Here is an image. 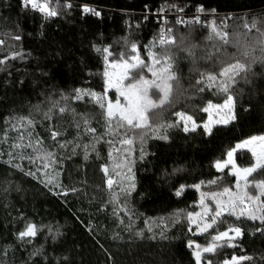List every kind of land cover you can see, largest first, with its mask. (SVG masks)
<instances>
[{"label":"trees","instance_id":"1","mask_svg":"<svg viewBox=\"0 0 264 264\" xmlns=\"http://www.w3.org/2000/svg\"><path fill=\"white\" fill-rule=\"evenodd\" d=\"M73 1L102 7L100 17L83 13L78 5L68 8L65 3H58L55 7L58 15L46 18L37 10L24 7L19 0H0V40L3 41L0 60L5 61L0 65V153L3 154L0 156V264H56V258L62 257L68 260H61V264H195L188 241L206 246L213 235L230 226H240L243 231V236L233 241L235 247L221 242L223 246L215 254L205 257L213 264H222L233 255L252 256L259 261L264 256V235L256 231L261 227L259 221L224 215L209 232L197 233L187 219V213L196 211L201 192H222L224 187L232 188L236 181L228 174V168L217 171L215 162L224 160L241 140L264 135V68L259 63L253 67L256 73L253 85L241 83L233 90L235 120L214 126L210 134L201 126L195 132L185 133L180 126L167 130L166 141L151 136L147 139L144 147L149 155L143 160L138 157L133 166L136 189L127 199L128 215L120 213L112 202L103 171L111 146L107 140L113 141L115 137L106 132L101 110L90 97L85 96L81 101L72 97L76 88L103 91V55L96 48L111 45L119 50L120 45L113 41L129 37L138 43L140 54L147 62L146 48L157 36L156 27L123 11L142 12L162 3L191 2L219 11L238 12L223 27L231 38L237 21L243 24L254 17L264 19V0ZM128 19L135 24L127 26ZM212 27H188L175 33H191L197 44L212 35ZM241 31L244 40L252 43L248 32L243 28ZM17 35L20 40L14 39ZM154 50L159 52V46ZM12 53L20 55L12 59ZM181 62V84L190 88L197 77L190 75L191 64L187 59ZM199 67L202 70L201 63ZM205 69H211L210 65H205ZM191 90L195 100L189 111L201 123L205 116L202 107L209 100H217L219 93L213 91L215 88L203 93ZM61 93L68 99H62ZM109 96L114 98V93L110 91ZM60 107L68 111L61 114ZM49 109H52L50 120L44 115ZM85 114L89 116L88 126L95 128V133L85 130L81 119ZM53 130L60 133L55 141L51 137ZM16 144L20 147H14ZM60 144L64 147H59ZM46 152L55 155L46 160L40 155ZM8 153L17 157L14 162L22 165L23 171L4 163L10 158ZM21 154L23 159L18 158ZM234 158L242 167L253 163L247 150H238ZM173 168L182 171L173 172ZM28 171L35 173V178L24 174ZM253 176L264 178V172L258 171ZM48 179L52 184L45 186ZM213 180L216 183L210 184ZM8 181L11 186L5 192ZM196 184H201L199 190L194 187ZM177 190H181L179 196ZM252 190L248 189L249 194ZM206 202L214 210L210 199ZM29 222L39 229L31 243L27 238L17 239ZM49 227L53 232L57 227L60 229L61 235L55 242L49 236ZM137 233H142V237ZM41 245L43 256L30 258Z\"/></svg>","mask_w":264,"mask_h":264},{"label":"snow or ice","instance_id":"2","mask_svg":"<svg viewBox=\"0 0 264 264\" xmlns=\"http://www.w3.org/2000/svg\"><path fill=\"white\" fill-rule=\"evenodd\" d=\"M22 4L24 7L31 6L33 10H38L46 18L58 15L57 10L50 7L48 0H43V2H39V0H22ZM67 7L71 8V4H68ZM170 7L175 8L177 12L183 11L178 5H171ZM83 11L85 13L92 11L97 16L100 14L87 7L83 8ZM199 11L202 12L203 8L201 7ZM196 23H199L198 18H194L191 21V25ZM165 24H167V21H165ZM176 24L191 26L182 17L177 18ZM223 27L217 28L213 22L212 35L208 39H215L218 43H213L211 48L204 47L203 49H200V46L193 42L191 33L188 35L176 34L171 27L162 28L146 48L147 62L140 54L141 50L138 43L132 41L129 37L113 41V44L120 45L119 50H114L111 45L95 49L103 55V91L97 93L91 89L76 88L73 90L75 95L72 98L76 101H81L85 96L90 97L95 106L101 110L108 134L119 135L121 130H123L119 142L122 146L127 145L128 148L123 162L117 165L122 172H117L116 174L121 176L122 186L120 191L125 201L131 197L136 189L135 174L133 172V166L136 161L129 159L133 151V145L137 141L139 142L140 159L143 160L145 156L149 155L145 151L144 146L150 136L166 141L169 139L166 133L170 128L182 125V130L185 133H189L190 131L195 132L197 127H199L194 117L183 110L173 112L176 118L175 121L165 120L164 111L166 107L174 109L176 103L193 88L199 93H203L206 89L215 88L216 92L222 93L225 98L223 103L208 101L206 107L202 109L203 112L209 113V121L203 125L204 131L210 134L213 123L227 125L230 121L236 119L233 90L241 83L245 86L253 85V79L256 76L253 71V65L259 63L264 68V30H262L264 28V19L254 18L251 24L247 21L244 23V28L249 33L253 29L258 33L260 39L255 44H249L246 40H241L239 35L230 40L228 32L223 30ZM14 39L20 40V36L17 35ZM0 44H3L2 40H0ZM157 45L160 48L159 52L154 51ZM229 46L235 48L236 52L229 53L227 51ZM257 47H259L260 51L259 56L255 54ZM197 51H202L203 54L198 56ZM19 55L18 53H12L11 58L15 59ZM182 56L190 61V75L197 77L195 84L188 89L181 84L182 77L178 70V61L181 60ZM225 57H231V59L226 60ZM213 60L216 61V64L213 65L212 69L201 70L199 67L201 61L211 62ZM3 64H5V61L0 60V65ZM217 65L219 66V71H215ZM110 91L114 93V98L109 96ZM240 93L243 94V89H240ZM61 97L65 100L68 99V96L63 93H61ZM36 107L39 108V105ZM66 111H68L66 107L59 108L61 114ZM72 111L75 114V110ZM51 112L52 109H49L44 114L46 119L50 120L52 118ZM213 112L217 114L223 113V115L214 121L211 118ZM21 119L23 120L24 118ZM81 119L87 132H96L95 128L88 126V115H82ZM29 123H32V121L29 120ZM76 127L79 129V124ZM130 131L132 132L131 136L128 135ZM59 135L58 131H51V137L54 141ZM94 139H96L97 143L100 142L99 138L94 137ZM107 143L111 145L113 141L109 139ZM14 147L18 148L20 145L16 144ZM59 147L62 148L64 145L60 144ZM93 148H95V145H93ZM243 149L251 153L253 163L249 166H239L234 158L235 153ZM2 155L0 153V156ZM8 155L10 158L4 163L10 168L23 171L22 165L14 162L17 157L12 153H8ZM54 155L55 153L53 152H46L44 158L51 160ZM111 155L112 153L109 152V156ZM18 158L23 159V155L21 154ZM85 158H87V155ZM214 166L217 171H223L230 166L231 170L228 174L235 177L237 191L233 193L230 187H224L222 192H201L200 206L202 211L187 213L189 224L195 225L197 233H207L209 229H212L217 224L219 218L228 213L236 217L237 220L246 216L250 221H259L261 227L257 228L256 231L264 235V199H262L264 198V178L255 179L253 176L258 170L264 172V135H253L236 143L227 152V159H218ZM45 167H47V164H45ZM103 171L107 176L108 167L104 166ZM177 171H182V168H173V172ZM24 174L33 178L36 176L31 171ZM165 175H167L166 172ZM250 177L253 179L250 180ZM209 183L214 184L216 181L213 180ZM7 184L8 186L4 188L5 192L9 191L11 181H8ZM49 184H52L51 179L45 182V186ZM201 184H203V181H201ZM201 184H196L194 187L199 190ZM113 185L114 181L111 178L107 179L109 190L113 188ZM250 187L256 190L255 195L249 194L248 189ZM182 189L183 185H181ZM16 190H20L19 185L16 186ZM181 190H177V196L181 194ZM63 195H67V192H64ZM112 199L115 200L116 197L113 196ZM208 199L214 202V210L205 203ZM124 210L127 212L126 206ZM205 217H210V219H205ZM189 231H192V229L189 228ZM38 232L37 226L29 222L19 232L17 239L24 241L27 238L29 243H31L32 238L37 237ZM60 235L59 227L56 228L55 232L49 227V236L53 242ZM142 235V233H137L138 237H142ZM242 236L243 231L240 226H230L227 230L218 231L216 235H213L211 242L206 246H201L198 243L194 246V242L189 240L188 247L193 248L194 246L192 256L195 264H202V261H206V264H213V261L207 259L205 254H215L217 249L223 246V243H227L229 247H235L233 241ZM36 256H43V245L35 248L30 254V258ZM44 259L47 260L46 257ZM61 260L67 261L68 257L56 258V264H61ZM245 261H249L251 264H264V256H261L259 261H256L252 256L233 255L230 259L223 260L222 264H242Z\"/></svg>","mask_w":264,"mask_h":264},{"label":"rangeland","instance_id":"3","mask_svg":"<svg viewBox=\"0 0 264 264\" xmlns=\"http://www.w3.org/2000/svg\"><path fill=\"white\" fill-rule=\"evenodd\" d=\"M39 2H43V0H39ZM49 5H50V7H52V8H55L56 7V5L58 4V3H65V2H62V1H56V0H49ZM254 18H257V19H259L258 17H254ZM237 20H239L238 18H237ZM245 21L246 20H244V23H245ZM251 22L252 21H250V22H248L249 24H251ZM244 23L242 24V23H240V22H238L237 21V23H236V25L234 26V30H233V33H232V35H231V38H229L230 40H233L237 35H239L240 36V38H241V40H244V33L241 31V28H243L246 32H248L247 31V29H245L244 28ZM226 31V30H225ZM248 34L250 35V37L253 39V42L252 43H250V44H255L256 43V41L258 40V39H260V37H259V35H258V33L255 31V29H253L250 33L248 32ZM206 39V38H205ZM203 40V41H201L200 43H197V45H199L200 46V49H203L204 47H208V48H210L211 46H212V42H213V40H215V39H213V40H209V39H207V40ZM155 51V50H154ZM227 51L229 52V53H235L236 52V49L235 48H233V47H231V46H229L228 47V49H227ZM203 53H202V51H198V56L199 55H202ZM257 56H259L260 55V51H259V47H257V51H256V53H255ZM183 59H187V58H185V57H181V60L180 61H178V70H179V72L181 71L180 69H181V66H182V64H183V62H181V61H183ZM225 59L226 60H230L231 59V57H225ZM242 59V58H241ZM188 60V59H187ZM189 61V60H188ZM190 62V61H189ZM210 65V67H211V69L213 68V65H215L216 64V61L215 60H213V61H211V62H204V61H201V67H202V70H206L205 69V65ZM258 64V63H257ZM256 65V64H255ZM255 65H253V67L255 66ZM220 69H219V66L217 65L216 67H215V71H219ZM186 89H188V87L186 88ZM214 92L216 91V90H213ZM188 97H191V98H188ZM224 95L222 94V93H219V96L217 97V100H209V101H211V102H213V103H223V100H224ZM174 99H175V97H174ZM194 100H195V96H194V94L192 93V90H190V91H188L186 94H185V97L184 98H181L180 100H179V102L178 103H176V105H175V108L174 109H168L167 107L165 108V111H164V118H165V120H167V121H169L171 118H173L174 120L176 119L175 117H174V115H173V112L174 111H180V110H183V111H185L186 113H188V114H190V115H192L193 117H194V119L196 120V118H195V116L189 111V110H192L193 109V107H192V104H193V102H194ZM208 102V101H207ZM207 102L204 104V106L202 107V109L204 108V107H206V105H207ZM185 104V105H184ZM203 112V111H202ZM203 114L205 115L204 116V119H203V121L201 122V123H199V122H197V124L199 125V126H201L202 128H203V125L205 124V123H207L208 121H209V113H206V112H203ZM223 115V113H219V114H217L216 112H213L212 114H211V118H212V120H217V119H219L220 118V116H222ZM233 121V120H232ZM231 122V121H230ZM216 125H224V124H219V123H213L212 124V127H211V129L214 127V126H216ZM181 127H182V125H181ZM122 134H123V130H121V133L119 134V135H113L115 138L113 139V143L111 144V146H110V150H109V152H111L112 153V155L111 156H109V160H108V163H107V167H108V175H107V179H109V178H111L113 181H114V185H113V188L111 189V190H109L110 191V194H111V199H112V197L113 196H115L116 197V199L115 200H113L112 199V202L114 203V205L117 207V209L120 211V213H123L124 215H128V212H129V207H128V203H127V201H125V198H124V196L121 194V176H118L116 173L117 172H122V170L120 169V168H118L117 167V165L118 164H121L122 162H123V160H124V157H125V155H126V150H127V148H128V146L127 145H121L120 144V138H121V136H122ZM128 135L129 136H131L132 135V132L130 131L129 133H128ZM119 150V151H118ZM243 150H246V149H243ZM45 153H43V154H40V155H44ZM42 157V156H41ZM138 157H140V144H139V142L137 141L134 145H133V151H132V153H131V156L129 157V159H134V160H136ZM225 159H227V154H226V156H225ZM224 159V160H225ZM228 170H229V172H230V166L228 167ZM259 171V170H258ZM255 174V173H254ZM256 179V178H255ZM107 188H108V186H107ZM231 190H232V192L233 193H235L236 191H237V189H236V181H235V183H234V185H233V187L231 188ZM251 194L252 195H255L256 194V190L254 189V190H252L251 191ZM200 199H201V197L199 198V201L197 202V205H196V211L195 212H201L202 211V208H201V206H200ZM225 199H227V197H225ZM263 199V198H262ZM210 202L212 203V204H214V202L210 199ZM205 203H207L206 201H205ZM208 205H209V207L211 208V205H210V203H207ZM215 205V204H214ZM125 206H126V208H127V212L124 210L125 209ZM225 215H229L228 213H225ZM223 218V217H222ZM222 218H219L218 219V221H217V223H219L220 222V220L222 219ZM205 219H210V217H205ZM195 226V225H194ZM210 230V229H209ZM194 246H195V244H194ZM194 246H193V250H194ZM226 259V258H225ZM227 259H230V258H227ZM202 264H206V261H202Z\"/></svg>","mask_w":264,"mask_h":264},{"label":"built area","instance_id":"4","mask_svg":"<svg viewBox=\"0 0 264 264\" xmlns=\"http://www.w3.org/2000/svg\"><path fill=\"white\" fill-rule=\"evenodd\" d=\"M6 1V0H5ZM56 1H62L65 2L66 5L71 4L78 5L81 8V11H83V8L87 7L91 10H95L96 12H99V16L101 15L102 7L91 4V3H85V2H77L73 0H56ZM19 2L22 4V0H19ZM49 2V0H48ZM23 5V4H22ZM171 5H176L172 3H162L153 8L152 10L146 9L142 12H126L123 11V13L130 14V15H136L141 19V21L144 23L146 21H150L154 24L156 27L157 35L161 31L162 28L165 27H171L174 30V33L177 29H183L188 27H210L213 26V22L215 23L216 27H223L226 26L227 23H229L238 12L233 11H219L216 8H207L204 5L200 3H191V2H185L181 5H178L180 8L183 9L182 12H177L175 8L170 7ZM31 8V6H29ZM203 8V11H199L200 8ZM38 11V10H37ZM39 12V11H38ZM88 13V12H87ZM90 14H93L92 11H89ZM178 17H182L185 21L189 22V25H191V21L194 18H198L199 23H196L195 25H185V24H176V20ZM165 21H167V24H165ZM134 21H129V19L126 21V25H134Z\"/></svg>","mask_w":264,"mask_h":264}]
</instances>
